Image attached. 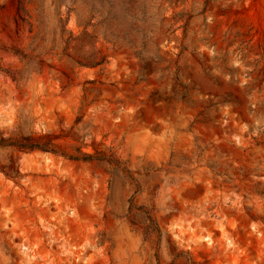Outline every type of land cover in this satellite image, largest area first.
I'll return each mask as SVG.
<instances>
[{"label": "rangeland", "instance_id": "374dc122", "mask_svg": "<svg viewBox=\"0 0 264 264\" xmlns=\"http://www.w3.org/2000/svg\"><path fill=\"white\" fill-rule=\"evenodd\" d=\"M45 134L0 264H264V0H0V140Z\"/></svg>", "mask_w": 264, "mask_h": 264}, {"label": "trees", "instance_id": "16d2710c", "mask_svg": "<svg viewBox=\"0 0 264 264\" xmlns=\"http://www.w3.org/2000/svg\"><path fill=\"white\" fill-rule=\"evenodd\" d=\"M52 136L45 135H28L16 137H2L0 140V147L12 148L16 151H33L41 149L44 151H53L50 147ZM71 159H79L77 157H70Z\"/></svg>", "mask_w": 264, "mask_h": 264}]
</instances>
